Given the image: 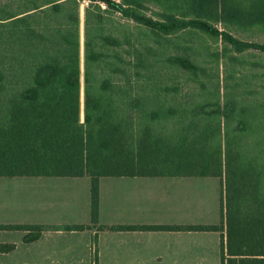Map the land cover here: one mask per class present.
Here are the masks:
<instances>
[{"label":"trees","instance_id":"obj_1","mask_svg":"<svg viewBox=\"0 0 264 264\" xmlns=\"http://www.w3.org/2000/svg\"><path fill=\"white\" fill-rule=\"evenodd\" d=\"M57 1L44 4L56 10L62 7ZM218 1L191 0L192 17L169 13L165 20H153L141 13L140 0H91L103 2L106 12L119 13L162 33L199 28L222 35L239 51L252 46L202 18L206 6ZM95 4L99 12L92 22L91 10L86 11L83 43L77 15L65 33L53 25H42L39 30L25 24L24 17H33L35 12L0 16V175L89 176L94 222L99 217L101 177L181 172L218 176L219 223L193 229L221 233V264H264V193L251 187V168L237 166L231 156L220 163L226 158L221 143L216 153L207 151L206 141L219 137L221 128L209 132L196 125L207 115L221 112L229 116L230 108L221 109L216 103L199 105L193 115L181 114L171 127L148 125V120L159 118L154 116L158 112H152L143 126L146 115L139 113L136 49L128 51L129 59L122 58L121 48L133 46L131 37L124 42L118 38L113 21L106 22L100 15L101 6ZM32 6L46 12L42 5ZM239 15L230 8L219 13L223 19ZM254 19L264 23V11ZM15 43L20 51L11 46ZM172 60L192 66L182 57Z\"/></svg>","mask_w":264,"mask_h":264},{"label":"crops","instance_id":"obj_2","mask_svg":"<svg viewBox=\"0 0 264 264\" xmlns=\"http://www.w3.org/2000/svg\"><path fill=\"white\" fill-rule=\"evenodd\" d=\"M220 195L218 176H104L94 222L89 176L0 175V264H221V233L193 229Z\"/></svg>","mask_w":264,"mask_h":264},{"label":"rangeland","instance_id":"obj_3","mask_svg":"<svg viewBox=\"0 0 264 264\" xmlns=\"http://www.w3.org/2000/svg\"><path fill=\"white\" fill-rule=\"evenodd\" d=\"M45 1L0 0V16L23 12L19 17L35 12L33 17H24L28 21L25 24L39 30L42 25H53L59 28V33H65L77 15L83 43L86 11L91 10L92 22L94 15L99 12L95 6L98 3L103 11H100V15L106 22L112 20L111 23L115 24L114 34L123 42L131 37L133 46L121 48L122 58L129 59L128 51L136 49V58L133 59L139 63L138 88L142 102L139 113L143 117L146 115L143 126H146L144 120L148 119L147 115L152 112H158L154 116L159 118L148 120V125L171 127V124L176 125L175 119L179 120L181 114L193 115L192 111L199 105L216 103L221 109L229 107V116L221 112L207 115L198 119L196 125L209 132L221 128L219 137L206 141L207 151L216 153L221 143L226 158L221 159L220 163L231 156V162L237 166L251 168V187L256 186L259 192L264 193V23L254 19V15L264 11V0H219L206 6L208 10L201 14L219 31L228 32L236 39L252 45L241 51L222 35L199 28L162 33L123 18L119 13L106 12L107 7L103 2L59 0L57 2H61L62 7L53 10L46 8L51 4H44ZM34 3L42 5L41 8H46V12L31 9ZM140 5L141 13L153 20H165L169 13L179 17L195 15L189 8L191 0H140ZM224 8L235 9L240 15L220 18L219 13ZM22 25L14 27V31ZM11 46L14 50L21 48L16 43ZM41 48L43 45L40 43ZM172 57L190 60L192 66L187 68L174 62ZM218 155L217 152L216 157Z\"/></svg>","mask_w":264,"mask_h":264}]
</instances>
